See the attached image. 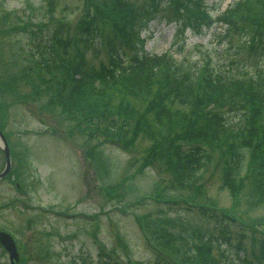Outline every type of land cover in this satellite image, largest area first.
Wrapping results in <instances>:
<instances>
[{
	"label": "rangeland",
	"instance_id": "obj_1",
	"mask_svg": "<svg viewBox=\"0 0 264 264\" xmlns=\"http://www.w3.org/2000/svg\"><path fill=\"white\" fill-rule=\"evenodd\" d=\"M89 1L97 9L109 2L0 0V108L7 106V129L16 131L13 138L29 147L31 184L29 194L8 182L2 184L0 199L9 195L15 200L0 211V219L28 244L24 264H109L116 255L123 264H243L232 246L236 236L243 238L253 264H264V259L254 258L252 251H259L250 235L253 221L262 222L264 228V138L251 147H247L249 141L241 142L244 136L230 142V148L227 142L207 147V170L192 185L183 186L167 167L166 163H172L169 159L151 157L152 139L147 135L139 133L131 142L89 137L87 130L77 129L55 105L47 76L34 65L29 31L59 26L73 29ZM235 1L208 0L211 26L177 28L180 50L171 45L172 24L155 18L148 28H142L145 48L153 53L169 50L198 65L208 60L217 67L216 60L222 64L224 59L223 66L231 65L255 78L264 66V37L249 44L250 37L238 28L231 33L239 47L226 51L227 44L219 42L226 23L218 15ZM170 8L173 17L177 6ZM262 19L259 31L264 33ZM98 21L106 35L112 32L106 15ZM104 56L89 53L94 62ZM214 102L206 107L210 119L228 112ZM197 122V129L207 128L208 121ZM243 146V159L234 176L229 174L226 157H233L232 151H242ZM191 191L195 206L190 209L187 203L163 200L166 195H171V201L176 196L185 200ZM202 191L211 211L197 207L204 200ZM146 192L159 197L136 203ZM135 213L142 216L140 221L144 219L141 227ZM223 230L233 238L230 242L220 234ZM207 244L209 249L203 248ZM45 247H50L47 254ZM111 252L114 256L108 258Z\"/></svg>",
	"mask_w": 264,
	"mask_h": 264
},
{
	"label": "trees",
	"instance_id": "obj_2",
	"mask_svg": "<svg viewBox=\"0 0 264 264\" xmlns=\"http://www.w3.org/2000/svg\"><path fill=\"white\" fill-rule=\"evenodd\" d=\"M204 2L109 0L97 9L89 1L73 29L46 28L45 35L40 29L32 30L31 37L34 65L47 76L46 84L54 94L55 105L77 129L84 128L89 137L118 142H131L139 133L150 134L151 157L170 160L168 168L190 185L208 168L207 147L227 142L230 148V142L240 136H244L241 142L249 141L247 147H251L264 138V66L254 78L237 67L223 66L224 59L216 71L208 68L207 61L198 65L170 51H142L140 28L155 18L173 24L171 45L180 50L175 40L177 28L200 27L207 20ZM172 5L177 6L173 17L169 12ZM263 14L264 0H237L228 6L220 16V22L226 23L219 41L227 44L225 50L239 47L234 45L231 33L238 28L250 37L249 44L261 42L264 33L259 31V25ZM104 15L112 24V32L107 35L98 21ZM89 53L96 58L105 56L94 62ZM212 99L218 106L227 107L228 112L210 119L206 107ZM197 120L208 121L207 128L197 129ZM244 147L242 151H232L235 155L228 163L229 174L235 176L239 170ZM185 200L175 197L171 201L169 197L165 201L186 204ZM194 204L191 201L185 206L190 209ZM197 207L211 211L202 205ZM252 232L251 241H257L258 246L261 238L255 228ZM224 233L230 242V233ZM232 246L241 263L253 264L242 237L236 236ZM203 248L209 249V245ZM258 251H252L254 258H264V238ZM210 259L209 254L206 262Z\"/></svg>",
	"mask_w": 264,
	"mask_h": 264
},
{
	"label": "flooded vegetation",
	"instance_id": "obj_3",
	"mask_svg": "<svg viewBox=\"0 0 264 264\" xmlns=\"http://www.w3.org/2000/svg\"><path fill=\"white\" fill-rule=\"evenodd\" d=\"M8 143L11 144L9 139H8ZM13 148H14V146H13ZM1 158H2V160H1ZM4 166H5V156H4V154H3L2 150H1V147H0V171L4 168ZM11 169L13 171L9 170L3 176V178L0 179V187L4 186V185H2L3 183L8 182L11 185H13L14 187H17V189L18 188L20 189V184L16 181V176H17L18 173L15 170V166H14L13 161H11ZM24 193H25V191H24ZM8 197L9 198H7V199H4V198L0 199V211L4 210L5 208H9L10 206H12V204H13L15 199L13 197H10L9 195H8ZM0 222L8 225L7 223L2 221L1 219H0ZM16 248H17V252H18V256H19L17 261L16 260H12L10 258L9 252L0 243V261L4 262V264H12V263H14V264H24V261H23L24 259L23 258L25 257V255H27V253L25 251L26 249H28L27 243L24 242V241L21 244H19V245L16 243ZM0 264H1V262H0Z\"/></svg>",
	"mask_w": 264,
	"mask_h": 264
},
{
	"label": "water",
	"instance_id": "obj_4",
	"mask_svg": "<svg viewBox=\"0 0 264 264\" xmlns=\"http://www.w3.org/2000/svg\"><path fill=\"white\" fill-rule=\"evenodd\" d=\"M8 163H9V161H7V166H8ZM7 166H6V169H7ZM6 169H5V171H6ZM5 171H3L2 173H0V176L3 175ZM0 239H1V241L3 242V244H4L9 250H12V247H13V245H12V241L10 240V238H9L6 234H4V233H0Z\"/></svg>",
	"mask_w": 264,
	"mask_h": 264
}]
</instances>
